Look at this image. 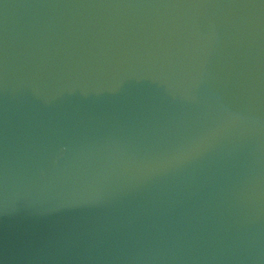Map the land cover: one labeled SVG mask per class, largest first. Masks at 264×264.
<instances>
[{"label":"water","instance_id":"1","mask_svg":"<svg viewBox=\"0 0 264 264\" xmlns=\"http://www.w3.org/2000/svg\"><path fill=\"white\" fill-rule=\"evenodd\" d=\"M0 264H264L261 0H0Z\"/></svg>","mask_w":264,"mask_h":264},{"label":"snow or ice","instance_id":"2","mask_svg":"<svg viewBox=\"0 0 264 264\" xmlns=\"http://www.w3.org/2000/svg\"><path fill=\"white\" fill-rule=\"evenodd\" d=\"M261 4H264V0H261Z\"/></svg>","mask_w":264,"mask_h":264}]
</instances>
